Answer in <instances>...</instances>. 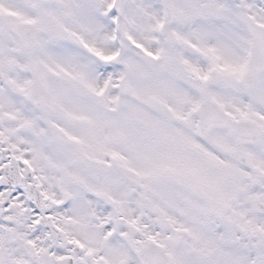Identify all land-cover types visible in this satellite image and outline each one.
Instances as JSON below:
<instances>
[{"label":"snow or ice","instance_id":"1","mask_svg":"<svg viewBox=\"0 0 264 264\" xmlns=\"http://www.w3.org/2000/svg\"><path fill=\"white\" fill-rule=\"evenodd\" d=\"M0 264H264V0H0Z\"/></svg>","mask_w":264,"mask_h":264},{"label":"clouds","instance_id":"2","mask_svg":"<svg viewBox=\"0 0 264 264\" xmlns=\"http://www.w3.org/2000/svg\"><path fill=\"white\" fill-rule=\"evenodd\" d=\"M89 179H91V178H89ZM52 191L57 196V198H62V194L60 193L59 188H54ZM87 195L91 196L92 194L88 193ZM93 199H96L98 201V203H103L102 201H100V199L98 197H93ZM149 223H150V221H149ZM153 227L156 229H159V225H154Z\"/></svg>","mask_w":264,"mask_h":264}]
</instances>
